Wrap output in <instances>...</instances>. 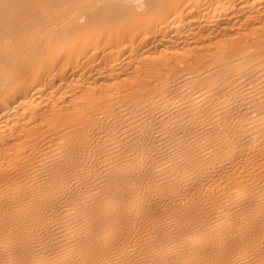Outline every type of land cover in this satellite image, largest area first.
Instances as JSON below:
<instances>
[{
    "label": "bare ground",
    "instance_id": "bare-ground-1",
    "mask_svg": "<svg viewBox=\"0 0 264 264\" xmlns=\"http://www.w3.org/2000/svg\"><path fill=\"white\" fill-rule=\"evenodd\" d=\"M0 264H264V0H0Z\"/></svg>",
    "mask_w": 264,
    "mask_h": 264
}]
</instances>
